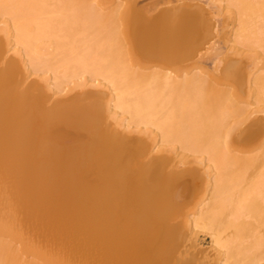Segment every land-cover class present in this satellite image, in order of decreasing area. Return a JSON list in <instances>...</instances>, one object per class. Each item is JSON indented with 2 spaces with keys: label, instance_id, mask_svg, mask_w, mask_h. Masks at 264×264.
Returning <instances> with one entry per match:
<instances>
[{
  "label": "bare ground",
  "instance_id": "obj_1",
  "mask_svg": "<svg viewBox=\"0 0 264 264\" xmlns=\"http://www.w3.org/2000/svg\"><path fill=\"white\" fill-rule=\"evenodd\" d=\"M0 27V264H264V0H0Z\"/></svg>",
  "mask_w": 264,
  "mask_h": 264
},
{
  "label": "rangeland",
  "instance_id": "obj_2",
  "mask_svg": "<svg viewBox=\"0 0 264 264\" xmlns=\"http://www.w3.org/2000/svg\"><path fill=\"white\" fill-rule=\"evenodd\" d=\"M231 6V7H230ZM237 11L238 8H236L235 6L233 5H229L228 6V11ZM229 12H226V14H228ZM7 25H2V27H6ZM2 27L1 30H0V33L3 34L5 30H2ZM231 27H233L231 29ZM228 30V31H227ZM236 30V25L232 24L230 25V27H227L226 29V34L228 35V33L230 34V38H232V36H234V32ZM231 31V32H230ZM229 36V35H228ZM228 38V37H227ZM224 43V42H223ZM216 46H219L218 44L217 45H213L212 48H208L206 49V51L204 50L203 52H201L200 54V64L197 66V67H190V69H188L189 71L191 70L192 73H198L200 71V68H205V67H211V65H213V63L217 64V62L220 60V57H221V51H225L224 47L220 49V47H216ZM216 47V48H215ZM219 50V51H218ZM256 51H263L262 48H254V49H250V52H252V54H254ZM217 53V54H216ZM216 54V55H215ZM203 59V60H202ZM251 59L254 60L255 57L254 55L251 56ZM203 62V63H201ZM211 62V63H210ZM200 65H203V66H200ZM207 65V66H206ZM261 70V71H260ZM262 72H264V69H259L255 74L256 75H259V74H262ZM210 239L207 238L206 240H204V243L207 244V242L209 241ZM206 241V242H205Z\"/></svg>",
  "mask_w": 264,
  "mask_h": 264
}]
</instances>
